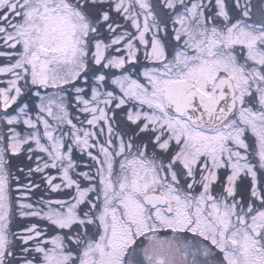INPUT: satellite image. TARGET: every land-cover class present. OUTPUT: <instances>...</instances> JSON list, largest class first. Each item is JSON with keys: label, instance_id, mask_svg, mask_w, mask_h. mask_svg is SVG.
Masks as SVG:
<instances>
[{"label": "snow or ice", "instance_id": "1", "mask_svg": "<svg viewBox=\"0 0 264 264\" xmlns=\"http://www.w3.org/2000/svg\"><path fill=\"white\" fill-rule=\"evenodd\" d=\"M0 264H264V0H0Z\"/></svg>", "mask_w": 264, "mask_h": 264}]
</instances>
